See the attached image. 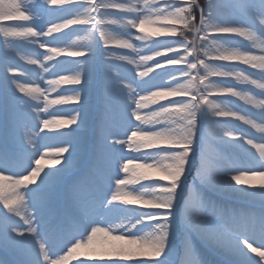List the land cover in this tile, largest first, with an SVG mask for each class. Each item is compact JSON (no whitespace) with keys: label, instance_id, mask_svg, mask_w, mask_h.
Listing matches in <instances>:
<instances>
[{"label":"snow or ice","instance_id":"snow-or-ice-1","mask_svg":"<svg viewBox=\"0 0 264 264\" xmlns=\"http://www.w3.org/2000/svg\"><path fill=\"white\" fill-rule=\"evenodd\" d=\"M0 34V180L31 185L0 195V264H202L193 235L234 264H264V184L245 179L264 177V0H0ZM236 100L243 113L226 106ZM197 160L200 185L254 190L259 208L187 185Z\"/></svg>","mask_w":264,"mask_h":264},{"label":"rangeland","instance_id":"rangeland-1","mask_svg":"<svg viewBox=\"0 0 264 264\" xmlns=\"http://www.w3.org/2000/svg\"><path fill=\"white\" fill-rule=\"evenodd\" d=\"M20 23H23V22H20ZM162 26H163V21H161L160 23H158L156 25H146L145 27L147 30L151 31V30H155L157 28H160ZM133 31L136 35H141V33H139L137 30H133ZM0 37H2V34H0ZM74 38L75 37H73V39ZM156 39H164V37H152V40H156ZM238 39L245 40L246 38H238ZM133 42L138 44V45L141 44L140 41H133ZM261 46H262L261 42L257 41L256 49H255L257 51V54H259L258 49ZM17 51H19V49H17ZM25 51H27V49H25ZM40 51H43V50H40ZM21 54H23V53H21ZM60 59H64V58L61 57ZM189 59H191V57H189ZM101 62H102V54L98 52L97 64L99 65ZM22 63H24V62H22ZM111 63H112V66L116 67L121 73V76L118 77L117 79H132L133 78L131 76V73L129 70L125 69L124 67H122L119 64H116L115 62H111ZM149 63H151V62H149ZM232 63H234L236 65L237 71L248 67V66L243 65L239 62H232ZM74 67H75L74 65H67L68 70H71ZM140 70H143V68H141ZM254 71H258V70H254ZM101 72H102V70H101ZM50 78H52V77L45 76V79L40 82V87L41 88L47 87L46 80L50 79ZM24 82L25 81L23 79L20 80V83H24ZM228 83H232V84L236 85L238 89H242L244 87V85L240 84L239 82L235 81L234 79L231 81H228ZM65 87H71V86H68V85L59 86V88L57 89L56 92H52L50 94L49 99L57 98V92L63 91V89ZM210 98L215 99V97H210ZM164 102H166V101H164ZM226 106L239 108V109H241V113H243V111H245L246 108L248 107V105L246 104L245 101H239V100H236L234 104H227ZM57 107H59V106L52 105L49 107V111L54 112ZM99 107H100V98L98 97V95H96L95 93H93L91 91L86 93L85 109H86V115L89 117V119H91L92 114H94ZM232 119L234 121V118H232ZM228 127L236 128L238 131H241V130H243V128L248 127V126H243L239 122H233V123H230L228 125ZM123 128H124V123H123V120H121L120 122L117 123V126L114 129V131L117 135H120L123 133ZM253 131H255V130H253ZM257 135H259V133H257ZM152 155L154 158L156 154L154 153ZM54 159H55V155L53 153H50L49 155L44 156L43 159L41 160V166L44 167L45 170H47L50 167H53L52 161ZM198 166H199V160L196 161V163L193 166V170L189 174V177L187 180V185L192 186L195 182V186L198 189H200L201 191H203L206 194V196H208L209 198H211V199H213L219 203H222L226 209L235 208L237 211H239V210H248V209H252V208H256V209L259 208L260 197L258 195L257 196L251 195V193L254 190H251V189L247 190V194H231V193H222V192L210 191L208 188L200 185L199 181L196 180L197 173L195 171V168ZM3 175L5 178L0 180V195H2L3 197L15 198L16 194L23 196L25 188L31 186L29 184V185L21 186V187L17 188L14 186L13 181L15 179H17L18 177H12L9 173H4ZM153 183H155V182H153ZM261 184H264V180H260L258 183L253 184V185L259 186ZM146 186H151V185H142L141 187H146ZM26 201H27V197L25 196L23 200H17L15 203L18 204L17 207H21V206H23V204ZM2 205H3V200L0 199V206H2ZM117 215H125V213L120 212V213H117ZM174 237L176 238L177 247L179 248L180 241H182L183 237H184L183 226L178 228V230L176 231V235ZM201 243H203V242L201 241ZM202 246H204V247L196 246L197 252L199 254V259L201 260L202 264H219L218 262L216 263V258H215L216 255H215L214 250L206 244H203ZM74 262H75L74 259L69 260V264H76Z\"/></svg>","mask_w":264,"mask_h":264},{"label":"bare ground","instance_id":"bare-ground-1","mask_svg":"<svg viewBox=\"0 0 264 264\" xmlns=\"http://www.w3.org/2000/svg\"><path fill=\"white\" fill-rule=\"evenodd\" d=\"M245 179L247 180V181H249V183L250 184H256V183H258L260 180H264V177H261V176H248V177H245ZM259 201H260V199H259ZM17 203H14L13 205H12V207H14V208H16L17 207ZM182 226V224H180V222H179V218H177V222H176V225H175V228H174V236L176 235V231L178 230V228L179 227H181ZM193 240H194V242H195V244H196V246H200V247H204V246H202L203 244H205V243H201V241H199V239L198 238H196L194 235H193ZM174 239L176 240V238L174 237ZM202 244V245H201ZM213 249V248H212ZM211 249V250H212ZM214 250V252H215V258H216V263L218 262L219 264H234V262L229 258V257H227L226 255H224L223 253H222V251H220V250H216V249H213ZM212 250V251H213ZM253 255H255V254H253ZM257 258H259V257H257ZM74 259V263H76V264H78V262H79V260L80 259H84L83 257H73L72 258V260ZM218 260V261H217Z\"/></svg>","mask_w":264,"mask_h":264}]
</instances>
